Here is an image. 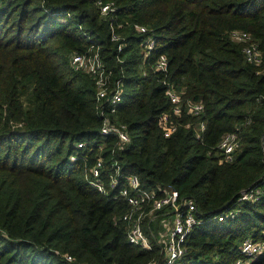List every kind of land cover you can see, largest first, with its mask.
<instances>
[{"label":"trees","instance_id":"1","mask_svg":"<svg viewBox=\"0 0 264 264\" xmlns=\"http://www.w3.org/2000/svg\"><path fill=\"white\" fill-rule=\"evenodd\" d=\"M100 2L117 11L103 16ZM112 27L125 43L120 52ZM233 31L250 33L264 51V0H0V264H71L66 254L93 264L159 258L157 245L128 241L129 206L86 181L99 158L110 168L113 156L142 187L162 195L172 186L194 201L201 223L175 264H232L246 238L264 240V75ZM150 35L156 55L168 58L165 71L144 63ZM94 51L125 83L123 147L101 133L95 79L71 67L74 54ZM171 87L203 112L185 110L165 125ZM233 132L240 147L227 163L219 145ZM252 190L258 200L240 201ZM228 212L235 216L218 220ZM251 264H264V254Z\"/></svg>","mask_w":264,"mask_h":264},{"label":"built area","instance_id":"2","mask_svg":"<svg viewBox=\"0 0 264 264\" xmlns=\"http://www.w3.org/2000/svg\"><path fill=\"white\" fill-rule=\"evenodd\" d=\"M101 5L103 16L111 15L117 11L114 3ZM140 34H148L150 29L143 25H134ZM231 39L243 45L245 60L257 69L258 75H264V51L259 43L248 32L233 31ZM111 40L119 42L118 51H122L125 43L112 27ZM157 46L155 36H148L142 46L143 60L153 72L165 71L168 65L166 55H156ZM71 67L76 72H85L95 79L96 84V112L102 120L101 133L104 136H112L117 140V146H125L130 142L127 125L117 122L118 107L124 99V80L108 71L101 59L99 51L85 54H74L71 58ZM145 67V66H142ZM144 76L147 71L144 69ZM168 97L172 104L171 113L163 116L165 125L169 123L172 115L179 116L183 111L197 116L203 112L202 103L185 102L180 93L173 87L168 90ZM177 126L168 128L164 135L169 137L175 132ZM205 129L204 123L200 124V131ZM199 138L200 135L198 134ZM85 144H79L78 148H84ZM240 147V137L237 132L228 133L221 141L219 149L223 151L224 161L232 163L234 153ZM102 149V148H101ZM115 152V148L113 150ZM112 157L110 168L103 158H99L95 165L90 167L85 176L86 181L100 194L111 197L115 201L122 200L129 206V211L122 216L127 225L128 241L144 250H152L154 245L160 249V257L146 264H175L187 252L186 244L194 228L201 222L197 215V207L193 200L182 198L178 190L172 186L160 189L162 195L153 189L142 187L136 174H124L121 164ZM72 162L77 160L76 155L70 157ZM260 191L252 190L242 193L240 201H256ZM233 212H228L218 217L223 221L228 217H234ZM163 218L164 220L159 221ZM168 218H172L168 221ZM264 254V240L246 238L241 245V255L232 264H251L253 260ZM64 259L71 264H93L89 262L77 263L76 258L70 254L64 255Z\"/></svg>","mask_w":264,"mask_h":264},{"label":"rangeland","instance_id":"3","mask_svg":"<svg viewBox=\"0 0 264 264\" xmlns=\"http://www.w3.org/2000/svg\"><path fill=\"white\" fill-rule=\"evenodd\" d=\"M161 220H164V219H163V218L159 219V221H161ZM167 220H168V221H171L172 218H168Z\"/></svg>","mask_w":264,"mask_h":264}]
</instances>
